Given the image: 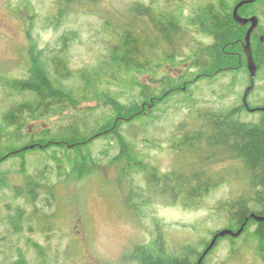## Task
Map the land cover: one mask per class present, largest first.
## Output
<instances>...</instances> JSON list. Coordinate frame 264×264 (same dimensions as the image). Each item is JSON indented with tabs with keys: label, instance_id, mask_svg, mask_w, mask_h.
Listing matches in <instances>:
<instances>
[{
	"label": "rangeland",
	"instance_id": "374dc122",
	"mask_svg": "<svg viewBox=\"0 0 264 264\" xmlns=\"http://www.w3.org/2000/svg\"><path fill=\"white\" fill-rule=\"evenodd\" d=\"M171 1L99 0L96 4L80 7L76 3L60 5L57 0H0V12L7 15V26L0 30V119L27 97L12 93L2 80L28 76L31 45L34 49H44L42 58L47 62L53 57L52 52L63 45L64 36H74L67 40L64 57L75 76L65 83L68 88L77 89L81 81L76 72L96 65L100 57L106 56L113 26L126 19L133 2L152 6L157 13L158 9H171L179 3L174 0L171 4ZM181 1L185 23L195 8L214 0ZM237 1L227 0L230 6ZM256 7L259 10L262 6ZM148 11V16L133 12L137 25L134 29L141 37H144L143 27L154 26L152 8ZM190 31L188 33H193L202 42H208L204 35ZM261 32L253 35L254 39L258 36L262 40L264 32ZM190 39L185 37L182 40L181 47L186 49L175 60L179 61L178 64L164 63L153 76L142 74L139 80L155 89H162L163 83L154 78L164 75L178 77L187 69L195 71L196 68H190L193 60H185L186 54L195 49L190 43L194 41ZM161 46H165L163 41ZM148 57L151 59L149 62H158L155 49ZM202 77L191 84L189 92L160 101L155 108L148 106L146 116L134 122H124L121 131L131 141L129 155L135 159L125 157L111 163L121 153L120 145L114 137H99L90 148L97 162L102 163L100 171L81 181L71 164L74 151H27L1 164L0 172L6 173L12 186L25 185L22 165L32 175L47 173L55 195L46 202L44 191L35 209L32 203L27 204L25 198L16 196L12 189L0 188V264H16L21 258L25 264H139L136 258L128 257L137 245L156 244L157 251L162 245L163 258L179 255L188 247L202 252L214 233L229 228L228 215L220 207L233 196H239L249 182L247 176L235 174L242 169L240 160L211 163L208 170L228 182L215 186L199 204L193 206L185 205L181 200L168 201L161 194L151 195L147 192L149 185L145 171L128 168L137 161V157L145 168L152 165L162 173L176 170L190 173L198 169L193 155L181 157L172 147L178 132L200 128L201 120L195 116L198 109L225 110L242 104L250 84V74L245 70ZM125 91L120 98L122 103L136 99L135 89ZM248 99L252 107H264V69L258 71L256 86ZM88 106L96 109L105 105L102 100H94L82 102L78 108L82 110ZM69 112L66 110L64 113L67 115ZM62 114L30 120L25 132L37 133L58 120L63 122ZM241 118L248 122H261L263 113L244 111ZM199 146L207 148L204 142ZM222 154L217 153V157H222ZM55 155H58L57 159ZM21 209L23 214L16 219ZM256 228L257 225L252 224L249 231L236 241L221 239L207 256L205 264H264L260 242L254 235Z\"/></svg>",
	"mask_w": 264,
	"mask_h": 264
},
{
	"label": "trees",
	"instance_id": "16d2710c",
	"mask_svg": "<svg viewBox=\"0 0 264 264\" xmlns=\"http://www.w3.org/2000/svg\"><path fill=\"white\" fill-rule=\"evenodd\" d=\"M57 1L60 5L70 6L76 3L82 7L86 4H96L99 0ZM178 1L179 3L171 9H158L157 13L152 6L145 7L143 3L133 2L132 8H129L132 12L128 11L126 19L113 26L110 34L111 44L104 54L106 56L100 57L96 65L76 72V77L79 82L81 81L77 89L68 88L65 83L75 76L69 67L68 59L64 57L67 40L73 39L74 36H64L63 45L59 50L52 52L53 57L47 62L42 58L44 49H34L35 47L31 45L32 48L28 50V76L22 79L2 80L5 88L12 93L27 97L14 105L0 119V165L11 158L20 157L27 151L63 149L69 153L74 151L75 156L72 157L74 162L70 160L73 172L79 174L80 181L84 180L100 171L102 163L97 162L90 148L99 137H114L120 145L121 153L113 158L111 163H117L125 157L129 160L135 159L132 154L129 155L131 141L121 131L125 121L134 122L147 115L148 106L155 108L160 101L189 92L191 84L203 79L202 75L216 77L221 72L233 70L249 72L243 49L246 26L238 24L233 17V8L239 0L232 6L227 0L208 2L195 8L185 23L183 5H180L182 1ZM173 2L174 0L171 4ZM256 5L262 7L258 10L257 7L254 8ZM150 8L153 11L151 18L154 26L143 27L144 37H141L134 29L136 20L133 12L140 16L146 13L148 16ZM240 14L258 15L259 30L264 32L262 24L264 0L244 5L240 8ZM189 31L204 35L208 42H202L193 33H188ZM185 37L194 41L190 43L195 49L186 54L185 60H193L190 68H196L195 71L189 72L187 69V72L178 77L164 75L159 79L154 78L163 83L162 89H155L149 83L139 80L142 74L153 76L164 63L171 62V66L178 64L179 61L177 63L175 60L186 49L181 47ZM161 40L165 46H161ZM165 47L171 51H167ZM252 47L258 71H262L264 42L258 36L254 39L252 35ZM154 49L158 56L157 63L149 62L151 59L148 54ZM112 88L117 90L113 91ZM127 89L137 91L136 99L130 103H122L120 101L122 91L127 92ZM94 100H102L105 106L96 109L89 106L82 110L78 108L82 102ZM249 105L252 107L250 103ZM66 110H70L67 115L64 113ZM244 111L248 110L243 103L225 110L198 109L195 116L201 120L200 128L179 131L172 143V147L181 154V157L191 154L195 158L194 164L198 165V169L195 168L190 173L179 170L162 173L152 165L145 168L137 157V161L132 164L127 160V163L131 164L128 168L145 171L149 185L147 192L151 195L161 194L162 197L168 198L166 199L168 201L181 200L185 205L193 206L199 204L201 198L215 186L228 182L220 179L217 174L214 176L208 170L211 163L240 160L242 169L235 174L247 176L248 185L243 187L239 196H233L220 207L228 215L229 228L238 230L251 213L264 214V112H261L263 113L261 122H248L241 118ZM59 113H63V122L58 120L55 125L37 133L25 132L30 120L48 118ZM202 142L207 148L199 146ZM26 145L35 147L25 149ZM219 152L223 153L220 158L217 157ZM55 156L57 159L58 155ZM22 174L25 177V185L12 186L6 173L0 172V188L12 189L16 196L25 198L27 204L32 203L35 209L38 208L37 201L44 191L47 194L45 201L50 202L55 193L54 185H50L47 173L32 175L22 165ZM22 211L19 210L16 219L21 218ZM252 224L257 225L254 235L260 242L261 253L264 254V221L257 222L251 218L239 237L233 238L228 235L224 238L236 241L249 231ZM221 239L223 238L218 239L217 244ZM208 244L209 242L204 245V250ZM163 251L162 245L158 251L156 244L137 245L128 257L136 258L139 264H197L203 253L188 247L179 255L163 258ZM212 251L213 249L209 254ZM207 256L203 264L206 263ZM16 264L25 262L21 258Z\"/></svg>",
	"mask_w": 264,
	"mask_h": 264
},
{
	"label": "water",
	"instance_id": "95a60500",
	"mask_svg": "<svg viewBox=\"0 0 264 264\" xmlns=\"http://www.w3.org/2000/svg\"><path fill=\"white\" fill-rule=\"evenodd\" d=\"M255 1H257V0H240V1H238L237 4L233 8V17H234L235 21L242 26H245V25L251 23L250 27L248 28V30L246 32L244 42H243V49H244L245 56L247 59V69H248L249 74H250V84L244 93L243 103L250 112H256V111L264 112V107H250L249 102H248V97L256 86V78H257L258 68H259L258 64L254 58L253 47H252V34L259 27L260 19L257 15L245 17V16H242L240 14V8L241 7H243L246 4L253 3ZM262 40H264V38H262ZM263 126H264V123H263ZM34 147H35V145H26L24 148L25 149H33ZM251 218L254 219L255 221L262 222V221H264V214L260 215V214H257L255 212L251 213L245 219L244 223L242 224V226L238 230H234V229L228 228V227L223 228L221 230H218L214 234V236L212 237L211 241L209 242V244L207 245L205 250L203 251L202 255L199 257L197 264H203L204 259L209 254V252L212 249H214L219 238H224L228 235L233 237V238L239 237L244 232L245 226L247 225V223L249 222V220Z\"/></svg>",
	"mask_w": 264,
	"mask_h": 264
},
{
	"label": "flooded vegetation",
	"instance_id": "af4514ba",
	"mask_svg": "<svg viewBox=\"0 0 264 264\" xmlns=\"http://www.w3.org/2000/svg\"><path fill=\"white\" fill-rule=\"evenodd\" d=\"M7 10L10 12V9H9L8 6H7ZM253 15H254V14H253ZM253 15H242V16L250 17V16H253ZM250 25H251V23L245 25V26H246V32H247L248 28L250 27ZM5 26H7V15H6V13L3 14V13L0 12V30L3 29V28H5ZM259 28H260V23H259V27L253 32V35L257 34V32H261V31L259 30ZM256 31H257V32H256ZM261 33H262V32H261ZM244 106H245V105H244ZM246 109H247V107H246ZM257 222H258V221H257Z\"/></svg>",
	"mask_w": 264,
	"mask_h": 264
}]
</instances>
